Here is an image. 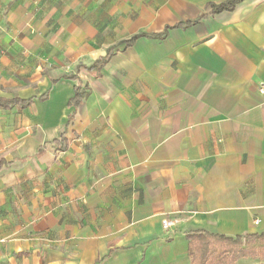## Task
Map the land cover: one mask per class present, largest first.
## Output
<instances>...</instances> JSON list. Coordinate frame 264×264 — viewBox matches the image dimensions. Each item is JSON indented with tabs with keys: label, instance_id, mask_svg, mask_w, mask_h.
<instances>
[{
	"label": "crops",
	"instance_id": "crops-1",
	"mask_svg": "<svg viewBox=\"0 0 264 264\" xmlns=\"http://www.w3.org/2000/svg\"><path fill=\"white\" fill-rule=\"evenodd\" d=\"M224 1L0 0V264L264 232V0Z\"/></svg>",
	"mask_w": 264,
	"mask_h": 264
},
{
	"label": "trees",
	"instance_id": "trees-1",
	"mask_svg": "<svg viewBox=\"0 0 264 264\" xmlns=\"http://www.w3.org/2000/svg\"><path fill=\"white\" fill-rule=\"evenodd\" d=\"M240 1L226 0L218 5H214L213 11L230 10ZM197 20L187 21L185 23L181 22L174 26L191 24ZM165 34L166 30L161 35ZM135 38L136 36L126 41V43L130 44ZM110 55L111 51L108 49L104 59ZM79 95L78 92H75V95L69 100V104L77 103L79 101ZM4 104L0 100V105L4 106ZM187 239L189 242V264H237L238 259L242 257H251L254 259L264 257V232L259 234L236 235L235 237L208 232H193L187 235ZM247 264H264V261L259 260L258 263Z\"/></svg>",
	"mask_w": 264,
	"mask_h": 264
},
{
	"label": "built area",
	"instance_id": "built-area-1",
	"mask_svg": "<svg viewBox=\"0 0 264 264\" xmlns=\"http://www.w3.org/2000/svg\"><path fill=\"white\" fill-rule=\"evenodd\" d=\"M259 91L264 93V84H260ZM178 221L179 220L177 218H164L162 219L161 223L164 229H168L175 225Z\"/></svg>",
	"mask_w": 264,
	"mask_h": 264
},
{
	"label": "rangeland",
	"instance_id": "rangeland-1",
	"mask_svg": "<svg viewBox=\"0 0 264 264\" xmlns=\"http://www.w3.org/2000/svg\"><path fill=\"white\" fill-rule=\"evenodd\" d=\"M259 260H263L264 261V257H259L257 259L251 258V257H242L240 259H238V261L236 262L237 264H247V263H258Z\"/></svg>",
	"mask_w": 264,
	"mask_h": 264
}]
</instances>
